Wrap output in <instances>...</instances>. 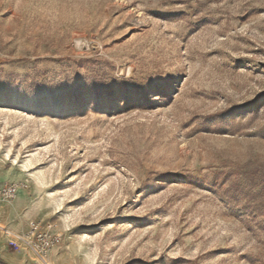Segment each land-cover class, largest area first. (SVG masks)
Wrapping results in <instances>:
<instances>
[{
	"label": "rangeland",
	"instance_id": "374dc122",
	"mask_svg": "<svg viewBox=\"0 0 264 264\" xmlns=\"http://www.w3.org/2000/svg\"><path fill=\"white\" fill-rule=\"evenodd\" d=\"M0 80V227L49 264H264V0H0Z\"/></svg>",
	"mask_w": 264,
	"mask_h": 264
},
{
	"label": "built area",
	"instance_id": "2783aa9c",
	"mask_svg": "<svg viewBox=\"0 0 264 264\" xmlns=\"http://www.w3.org/2000/svg\"><path fill=\"white\" fill-rule=\"evenodd\" d=\"M25 187L26 184L20 182H2L0 185V198L5 202H10L15 198L19 189ZM0 232L8 237L11 236L4 228L0 227ZM60 237L61 233L56 231L52 225H43L39 221L31 220L21 235L11 236L10 238L25 244L40 263L49 264V252L57 245Z\"/></svg>",
	"mask_w": 264,
	"mask_h": 264
},
{
	"label": "snow or ice",
	"instance_id": "6c2138e0",
	"mask_svg": "<svg viewBox=\"0 0 264 264\" xmlns=\"http://www.w3.org/2000/svg\"><path fill=\"white\" fill-rule=\"evenodd\" d=\"M3 84V81L2 80H0V85H2Z\"/></svg>",
	"mask_w": 264,
	"mask_h": 264
},
{
	"label": "crops",
	"instance_id": "0c3cea01",
	"mask_svg": "<svg viewBox=\"0 0 264 264\" xmlns=\"http://www.w3.org/2000/svg\"><path fill=\"white\" fill-rule=\"evenodd\" d=\"M20 195H21V196H20ZM20 195H19V198H21V197H22V194H20ZM13 232H14V231H13Z\"/></svg>",
	"mask_w": 264,
	"mask_h": 264
}]
</instances>
